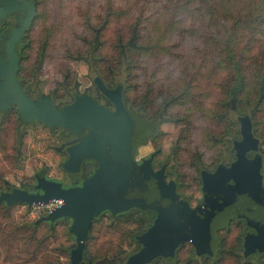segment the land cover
Here are the masks:
<instances>
[{
	"label": "rangeland",
	"instance_id": "obj_1",
	"mask_svg": "<svg viewBox=\"0 0 264 264\" xmlns=\"http://www.w3.org/2000/svg\"><path fill=\"white\" fill-rule=\"evenodd\" d=\"M251 1L38 0L35 42L39 47L46 42L43 64L33 78L36 55L39 56L36 49L30 51V59L23 63L24 76L34 79L43 93H52L56 100L66 84L73 87L77 81L82 89L93 74L81 59L94 39V27H98L101 44L99 41L98 47L95 44L97 62L94 66L105 81L109 82L113 77L122 82L127 96L133 99L134 95L141 96L149 89L156 91L180 85V90L185 85L181 80L184 70L194 74L192 80L188 78L191 83L189 92L169 108L170 114L181 120L159 125L161 131L151 144L139 148L138 156L154 149H160L162 157L167 155L175 164L176 179L182 183L178 192L189 200L191 206H196L203 198L192 164L195 156L200 155L204 169L208 171L221 163V167L209 171L217 174L214 178L222 188V193L213 195L215 211L219 215L216 228L225 225L230 217L242 220L246 227L241 251L243 258L239 259L232 253L239 223L233 220L227 229L217 232L223 245L221 264H256L252 258L264 255V142L258 153L253 150L244 152L233 165L237 151L233 148V160L229 161L232 146L225 139L227 130L236 133L238 124L231 126L229 122L236 119L235 111L239 109L254 111L253 126L263 140L264 89H257L258 74L264 69V13L261 14L264 4L258 7L259 16L254 22H244L246 28L235 32L234 49L242 63L244 88L229 100L233 109H224L221 104L226 87L233 83L232 68L225 54V42L229 38L227 28L236 13L253 7ZM107 11L109 15L105 18ZM104 19L106 23L103 24ZM249 20L253 21L254 16ZM135 22L139 26L138 43L142 48L132 43L130 27ZM150 73L154 78H149ZM132 101L129 103L133 105ZM13 114L1 116L0 191L14 187L32 188L34 176L43 172L53 181L68 183L61 165L63 157L54 149L60 145L55 139L57 130H50L41 123L23 127L25 136L21 153L19 157L14 155L12 147L17 118ZM220 114L225 118L219 119ZM175 145L178 149L174 154ZM231 167L235 179L231 173L224 172ZM46 214L34 217L21 203L10 210L0 206V264H48L57 257L62 264H69L68 253L58 256L56 247L67 245L70 250L74 244V237L67 231L70 220L65 226H58V239L53 238L42 246L43 250H38L39 239H47L52 233L43 222L36 224L38 227L34 231L30 224ZM101 219L92 231L91 248L100 255L94 264H112L113 257L122 259L134 249V241L127 238L128 226H119L120 232L109 230V214L103 213ZM14 227L19 230L14 237L8 238L7 234ZM199 236V241L205 242L202 246L208 247V254L214 255L218 249L216 235L214 241L203 239L202 232ZM3 238L12 246L3 248ZM176 257L178 263H185L192 257L191 245L185 242ZM213 260L205 257L196 261L198 264H213Z\"/></svg>",
	"mask_w": 264,
	"mask_h": 264
},
{
	"label": "water",
	"instance_id": "obj_2",
	"mask_svg": "<svg viewBox=\"0 0 264 264\" xmlns=\"http://www.w3.org/2000/svg\"><path fill=\"white\" fill-rule=\"evenodd\" d=\"M16 67L12 66L10 75H6L0 85V104L15 103L22 122L36 120L49 128H63L82 137L77 144L66 149L68 158L62 163L66 173L83 172L85 160L95 161L96 167L88 176L82 175L80 185L71 187L36 174L35 191L7 188L0 192V202L31 205L61 200L59 207L40 217L36 223H53L58 219L71 221L67 231L74 237V244L69 250V264L84 261L85 243L94 217L105 211L115 216L131 208L154 211L156 216L153 224L138 236L143 247L125 264H144L157 256L172 257L175 248L184 240L192 242L196 254H208V247L202 246L205 242L199 241V235L202 232L203 239L214 241V231L221 227L216 228L219 215L213 203V195L222 193L214 178L217 174L205 169L200 171L203 198L192 208L188 201L178 197L176 183L173 180L167 182L162 170L153 169L151 159L143 160L141 164L135 161L136 146L153 129L150 122L137 118L124 108L122 86L112 90L96 78L99 88L115 104L114 112L86 95H79L71 104L56 109L44 95L33 102L19 88H12ZM5 107L0 106V109ZM238 121L240 140L233 142L237 151L233 165L244 152L253 150L258 153L260 148L249 117H239ZM86 129L89 133L83 135ZM218 166L221 167V163ZM233 170L231 167L224 172L231 173L235 179Z\"/></svg>",
	"mask_w": 264,
	"mask_h": 264
},
{
	"label": "flooded vegetation",
	"instance_id": "obj_3",
	"mask_svg": "<svg viewBox=\"0 0 264 264\" xmlns=\"http://www.w3.org/2000/svg\"><path fill=\"white\" fill-rule=\"evenodd\" d=\"M38 11H39L38 0H0V85L4 83L5 76L10 75L12 66L17 65L15 69L14 83H13L12 88L13 89L19 88L21 92H23V94L27 96L33 102H37L39 97L41 95H44L50 99L53 107H55L56 109H61L64 106L71 104L77 96L86 95L92 98L98 105L104 107L105 109L111 112H114L116 110V106L112 102V100L108 98L103 93V91L99 88V85L96 82V78H99L101 82L107 88L112 89V90L118 86H122V96H123L124 108L128 112L134 113V115L137 118L150 122L152 124V129H153L152 132L142 137L139 144L136 146L134 150L135 161H137L138 164H141L143 160L151 159V164H152L153 169L155 171L162 170L164 174V179L167 182L170 180H173L176 183V192L178 194V197L180 199H185L186 201H188L186 197H182L178 192L179 185L177 183L176 175L173 172V167L175 164L170 162V159L168 158L167 155H165V157L164 156L162 157L160 156L161 150L154 149L150 151L149 153H147L146 155L138 156L139 148L142 146H146L148 143L151 144L152 139L158 134V132L161 131L158 129V126L162 125L163 121L162 120L156 121L154 119L149 120L143 117V115L140 113V111L136 109L134 105L127 102L124 96L125 86L122 82L115 81L113 77H111V81L109 82L103 79V77L97 72L98 69L94 66L95 62H97V59L94 56L96 47L91 45L89 47L88 52L81 59L84 61L86 67L88 68L87 70L89 72H92L93 74V76L90 78L86 77L88 79V84L84 85L82 89H80V83L77 81L74 83L73 87L71 85L69 86V84L64 85L62 89L63 93L62 95H60L59 99L57 100L52 93H43L39 87V84L36 83L34 79L30 80L29 76L27 77L24 76L23 63L25 60L30 59L31 50L33 51L36 49L38 50V53L36 54H39V56L36 55L35 71H33L34 74L32 73L33 78L36 77V75L38 74V69H40L43 64L42 61H43L44 51L46 48V42L45 44L41 45V47H39L38 44H36L35 42L36 37H37V34H36L37 31H35L37 30L35 22L38 16ZM39 50H40V53H39ZM62 98H66V99L63 100ZM0 106L5 107L6 105L5 103L2 102ZM10 112H13L14 113L13 115L17 118V120H19L17 122L20 127H26L27 125L33 124V123H40L36 120H32L31 122L20 121L19 108L17 107L15 103L11 101L9 102L8 106L3 108V110L0 109V118L1 116H4V114L10 113ZM47 128L50 130H57L58 135H55V139L60 141V145L57 147H54V149L55 151H57V154L59 156L63 157V162H64L68 158V154L66 152L67 147L70 145L77 144L81 140L82 137H79L77 134L73 132H69L63 128H57V127L55 128L47 127ZM88 133H89V130L87 129L83 131V135H87ZM231 146L232 147L230 151L232 152V155L229 161L233 160L232 159L233 158V142H231ZM84 162H85V166H84L83 172L76 173V174H68L63 170L68 179V183H64V182L62 183L66 184L67 187L80 185V183L82 182V175L88 176L89 171H91L92 169L96 167V162L93 160H85ZM217 165L215 166L214 169L209 170V171H214ZM199 181H200V187H201L202 181H201L200 175H199ZM34 184H35V176H34ZM34 184L32 185V188H29V187L27 188L17 187V188L26 189L29 191H35L33 189ZM200 193H201V190H200ZM191 207L194 208L195 206H191ZM131 209H138V208H131ZM141 211H144L147 213L149 212L151 214V221L143 230V232H145L153 224L156 214L154 211H150V210H146V211L141 210ZM103 213L109 214V212L107 211ZM232 219L242 221L235 217H230L228 220H232ZM143 232L135 235L134 249L122 259L114 258L112 260V264H125L131 255L135 254L143 247V244L140 243L138 240V236H140ZM215 235H216V232H215ZM185 242L189 243L192 248V257H190L187 261H191V260L196 261L200 258H205V257L214 259L215 254L214 255H209L205 253L201 255L196 254L195 248L192 242L189 240H184L181 244H179L175 248L174 255L172 257L157 256L153 258L151 261L144 263V264H177L178 263V259L176 257L177 252Z\"/></svg>",
	"mask_w": 264,
	"mask_h": 264
},
{
	"label": "trees",
	"instance_id": "obj_4",
	"mask_svg": "<svg viewBox=\"0 0 264 264\" xmlns=\"http://www.w3.org/2000/svg\"><path fill=\"white\" fill-rule=\"evenodd\" d=\"M251 2H253V4H252L253 7L251 9H244L241 13H236L234 15V17L232 18L231 25L227 28V31H228V34H229V38H227L226 42H225V47H226L225 54H226V57H227V61L230 63L231 68H232L233 83L231 82L226 87L225 96H224V98L222 99V102H221L222 107L224 109L225 108L232 109V103L230 104L229 100H231L232 98L237 96L238 93L240 91H242L243 88H244V78H243L244 75L242 73V63L238 59V57L236 56V53H235L234 47H235L236 43H235L234 35H235V32L237 30H241V29L246 28V25L244 26V24H245L244 22L248 21L251 24L259 16L258 15V7H260L261 5L264 4V0H252ZM263 13H264V10L261 12V14H263ZM108 15H109V12L107 11L105 18H108ZM252 16H254V20L250 21L249 19ZM104 23H106V19H104L103 24ZM130 30H131V38L133 40L132 43L135 44L136 46H139V47L142 48V45H140L138 43V40H139V26H138V23H136V22L133 23L131 25V27H130ZM93 31H94V34H95L94 35V39H92L89 43H90V45H93L94 47H96L95 44H97V47H98V45L101 44V41H100V33L101 32H100V29L98 27H94ZM120 38H121V36L118 35V39H120ZM98 41H99L100 44L98 43ZM228 43H231V46L228 47L227 46ZM133 62H134V58L132 59L131 64H133ZM192 74L193 73L188 74L184 70V72L181 75V80L185 82V85L180 90H179L180 85H176L175 88H172V87L170 88V86H168L166 89L159 88L156 91H153V89H149V90H146V92H144L143 95H141V96L134 95V99L131 98L130 95L127 96V93H126V90H125L124 91V96H125L127 102L133 100L132 101L134 103L133 105L136 107V109L138 111H140V113L143 115V117H145V118H147L149 120L154 119L156 121H161L162 120L163 122H170V121L175 122L176 120L178 121V120H181V119L179 117L172 116L170 114L169 108L171 106H173L179 98L183 97V95H186L189 92L188 87L190 88L189 84H191V83H189V79L192 80L193 76H194V74L193 75ZM149 78H154L152 73L149 74ZM150 84H151V80H150ZM258 87H259L257 89L258 91H261V90L264 89V69H262L259 72V74H258ZM129 89H130V87H129ZM235 112L237 114L236 119L234 121L231 120L229 122V124L231 126L233 124H236V125L238 124L237 128H236V133H235V131L227 130L226 134H225L227 138H225V139H227L228 142L229 141L230 142H234V141H236L237 139L240 138V123L238 121V118L247 115L249 117L251 123H252V131H253L254 135L256 137H258L259 143L262 144L264 142V136H263V140H262L260 138V134H258V132L256 131V128L253 126V122H252V116H254V111H251V113H250L249 110L241 111V110L237 109ZM218 116H219V119L225 118V116H223L221 114L218 115ZM17 121H19V120H17ZM0 126L1 127L3 126V118L2 117L0 118ZM1 129H3V128H1ZM14 135H15L14 136V145H13L12 149L14 151V155L16 157H19L20 153H21V147L23 145V139H24V136H25V131H24L23 127L19 126L18 122H17V125L15 127ZM237 135H238V137H236ZM1 146H3L2 145V141H1ZM177 149L178 148L175 145V147L173 148V153L174 154H175ZM192 164H193L195 172L197 173V179H198L197 181H198V184H199V187H200L199 175H200V170L204 169V165H203L202 159H201L199 154H197L195 156V159L193 160ZM263 168H264V162H263ZM41 175L46 176V174L44 172L41 173ZM177 183H178L179 186L182 185V183L178 182V180H177ZM200 190H201V187H200ZM21 204H25V203H21ZM16 205H18V204L7 205L4 202H0V206H2L5 209H9V210L12 208V206H16ZM134 213H136L138 215L136 216V214H134ZM102 217H103V213H101L98 216L94 217L92 222H91L89 235H88V238H87L86 243H85V252H84L85 259H84V261L81 264H94V261L96 260V258L100 257L99 253H97L96 251L92 250V248H91V245H92L91 239H92V231L95 228V224H96L97 221L102 220L101 219ZM233 220H235V219L228 220V222L224 226L218 228L217 231H216V237L218 239V249H217V251L215 253L213 264H221V262H222V255L220 254L221 250L223 249L222 238H220L217 235V232L220 231L221 229H227L228 226H229V223L231 221H233ZM68 221H69L68 219H58V220L54 221L53 223L43 222L42 224L48 226V231L50 233H52V234L49 235V238H47V239H43V240L39 239L40 243L38 245V250H40V251L43 250L44 248L42 246L45 243L50 242L53 238L54 239H58L57 238V228H58V226L60 224L65 226V224ZM111 221H112L113 224L109 223ZM150 221H151V214L149 212L147 213V212H144V211H141V210H138V209H131L129 211L117 214L114 217L109 215V219H108L109 226L107 228L109 230H113V231L116 230L117 232H120L119 226L120 227L122 225L128 226V229H126L125 233H126L128 239H130L131 241H134L135 235L140 234L141 232H143V230L150 223ZM235 221L237 223H239V231H238V234H237V236L235 238V245L233 246L232 253L234 254V256L236 258L239 259V258H243V255H242L241 251H242V248H243L242 243H243L244 235H245V232H246V227H245L244 223H241V221H239V220H235ZM36 224H39V223H36V221H33L30 224L33 231L35 230ZM18 230H19L18 227H14V228L10 229V232L7 234L8 238L14 237ZM11 246L12 245H10L5 240V238H3V248H5V247L9 248ZM56 250H58V256L66 255L67 253L69 255V249L67 248V245L66 246L64 245L63 247H56ZM113 258H115V257H113ZM55 259H56L55 261H53L51 263H48V264H62L61 262H59V257H57ZM208 259H211V258H208ZM263 259H264V255L263 256H259L256 259L252 258V260L256 264H264ZM239 263L240 264H245L246 262H239ZM178 264H198V263L195 260H191V261H186L185 263H183V261L182 262L180 261ZM201 264H206V263H201Z\"/></svg>",
	"mask_w": 264,
	"mask_h": 264
},
{
	"label": "built area",
	"instance_id": "obj_5",
	"mask_svg": "<svg viewBox=\"0 0 264 264\" xmlns=\"http://www.w3.org/2000/svg\"><path fill=\"white\" fill-rule=\"evenodd\" d=\"M62 204L61 200H51L47 203H36L27 205L25 204L26 208L30 211V215L39 216L41 214L48 213L49 211L53 210L56 207H59ZM40 218V217H39Z\"/></svg>",
	"mask_w": 264,
	"mask_h": 264
}]
</instances>
